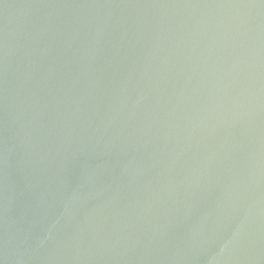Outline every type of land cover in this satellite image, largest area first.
<instances>
[{
  "label": "water",
  "instance_id": "obj_1",
  "mask_svg": "<svg viewBox=\"0 0 264 264\" xmlns=\"http://www.w3.org/2000/svg\"><path fill=\"white\" fill-rule=\"evenodd\" d=\"M0 264H264V0H0Z\"/></svg>",
  "mask_w": 264,
  "mask_h": 264
}]
</instances>
